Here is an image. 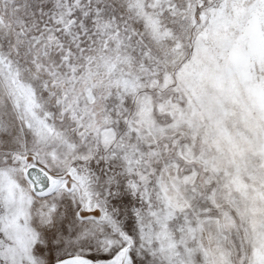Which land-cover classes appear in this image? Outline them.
Returning a JSON list of instances; mask_svg holds the SVG:
<instances>
[{"label":"snow or ice","instance_id":"obj_1","mask_svg":"<svg viewBox=\"0 0 264 264\" xmlns=\"http://www.w3.org/2000/svg\"><path fill=\"white\" fill-rule=\"evenodd\" d=\"M0 264H264V0H0Z\"/></svg>","mask_w":264,"mask_h":264}]
</instances>
